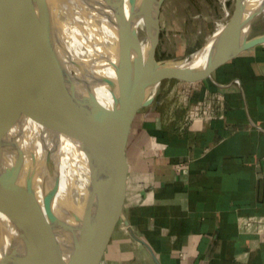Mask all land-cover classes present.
<instances>
[{"label": "crops", "instance_id": "0c3cea01", "mask_svg": "<svg viewBox=\"0 0 264 264\" xmlns=\"http://www.w3.org/2000/svg\"><path fill=\"white\" fill-rule=\"evenodd\" d=\"M167 79L129 134L124 212L160 264H264V42ZM172 91V92H173ZM97 264H158L117 218Z\"/></svg>", "mask_w": 264, "mask_h": 264}, {"label": "bare ground", "instance_id": "6f19581e", "mask_svg": "<svg viewBox=\"0 0 264 264\" xmlns=\"http://www.w3.org/2000/svg\"><path fill=\"white\" fill-rule=\"evenodd\" d=\"M135 2L146 12L150 9V0ZM51 3L56 26L52 36L35 0H0V58L3 55L10 58L9 52L19 39L18 49L12 54L18 74L36 72L52 79L63 111L72 116L80 74L73 70L72 62L85 66L89 74L115 79L114 11L104 0H52ZM251 19L264 23V3L242 14L240 39L245 34V22ZM221 27L203 48L192 53L193 59H204L218 51ZM18 74L0 65V100L5 98L0 114V120L5 119V124H0V136L3 135L5 143L0 139V264H33L45 251L54 220L51 208L58 210V206L73 201L74 180L82 161L71 128L63 119L54 118L46 129L36 122L51 89L25 84L17 79ZM13 75L16 80L8 89ZM94 87L99 101L112 105L110 86L100 82ZM42 151L45 153L41 157ZM71 159L76 161V170ZM33 170H36L34 180ZM44 188L56 191L55 203L44 195ZM48 215L52 221L46 229L47 225H41L40 220Z\"/></svg>", "mask_w": 264, "mask_h": 264}, {"label": "water", "instance_id": "95a60500", "mask_svg": "<svg viewBox=\"0 0 264 264\" xmlns=\"http://www.w3.org/2000/svg\"><path fill=\"white\" fill-rule=\"evenodd\" d=\"M35 1L45 27L52 36L56 27L52 0ZM104 1L114 11L112 23L117 32L115 79L89 74L90 71L84 70L85 66L74 62L73 70L80 74L77 77L72 116L63 111L52 79L36 72L25 75L22 71V75H19L12 59L5 58V55L0 58V65L12 69L19 75L17 79L20 78L25 84L51 89L52 93L46 95L36 122L46 129L54 118L63 119L70 126L73 140L82 153L80 168L71 159L74 170L78 168L73 201L63 203L58 206V210L51 208L54 220L50 241L33 264H97L118 217L160 264L150 245L132 230L123 207L126 147L133 121L140 110L154 103L164 80L190 79L199 75L212 77L211 71L219 64L264 42V31L252 35L255 21L252 19L245 22V34L239 38L242 14L262 5L264 0H235L230 16L220 26L223 33L216 53H209L199 60L193 59L192 53L159 59L160 12L165 0H150L148 12L140 8L135 0ZM14 80L16 78L13 75L9 85L6 84L8 89ZM100 82H105L111 88L113 103L110 106L101 103L96 95L94 86ZM4 99L0 100V114L3 112ZM0 122L4 125L5 119L2 118ZM0 139L5 145L3 135ZM17 152L22 154L21 150ZM32 172L34 180L36 170ZM43 193L50 201L55 203L57 200L56 191L44 188ZM51 221L48 215L40 220V224L47 225ZM50 227L47 225L46 229Z\"/></svg>", "mask_w": 264, "mask_h": 264}, {"label": "rangeland", "instance_id": "374dc122", "mask_svg": "<svg viewBox=\"0 0 264 264\" xmlns=\"http://www.w3.org/2000/svg\"><path fill=\"white\" fill-rule=\"evenodd\" d=\"M234 3L235 0H165L160 12L161 31L157 57L159 59L182 57L201 48L213 32L226 22L233 10ZM263 31L264 23L255 20L252 35ZM18 43L19 39H17L15 48L9 52L12 60L15 59L12 58V54L18 49ZM166 87H169L168 82L161 84L160 89L164 92L163 98L169 102L182 100L183 94L179 96V93L177 94L173 89V92L166 93ZM145 111L144 108L140 110L134 125ZM37 147L38 142L36 143ZM44 153L42 151L40 156Z\"/></svg>", "mask_w": 264, "mask_h": 264}]
</instances>
